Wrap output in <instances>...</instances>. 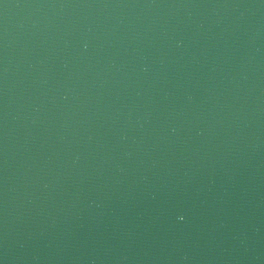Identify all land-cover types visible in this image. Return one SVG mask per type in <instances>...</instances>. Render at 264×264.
<instances>
[{
  "label": "water",
  "instance_id": "1",
  "mask_svg": "<svg viewBox=\"0 0 264 264\" xmlns=\"http://www.w3.org/2000/svg\"><path fill=\"white\" fill-rule=\"evenodd\" d=\"M0 264H264V0H0Z\"/></svg>",
  "mask_w": 264,
  "mask_h": 264
}]
</instances>
